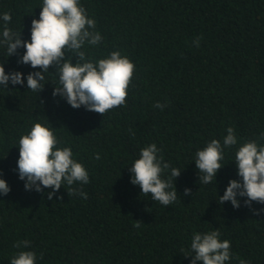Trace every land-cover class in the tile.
<instances>
[{
  "label": "trees",
  "instance_id": "trees-1",
  "mask_svg": "<svg viewBox=\"0 0 264 264\" xmlns=\"http://www.w3.org/2000/svg\"><path fill=\"white\" fill-rule=\"evenodd\" d=\"M41 3L0 0V13L9 12V27L27 40ZM80 3L102 37L85 46L86 55L101 59L119 51L134 64L126 102L104 114L72 109L52 96L51 67L40 93L26 85L0 89V178L10 187L0 196V264H9L23 240L30 242L25 250L36 252V264H190L185 256L192 233L213 229L231 242L229 264H264V204L249 207L242 200L233 208L217 197L229 179H237L234 150H225L217 185L199 184L193 163L207 142H222L227 127L238 141L264 143V0ZM22 53L8 58L0 49L6 72L33 71L17 62ZM157 102L165 107L156 108ZM46 119L61 146L87 169L89 182L73 185L87 199L62 187L49 200L50 189L26 191L18 179V139L33 121ZM152 143L181 170L177 200L168 206L129 181L128 167Z\"/></svg>",
  "mask_w": 264,
  "mask_h": 264
},
{
  "label": "clouds",
  "instance_id": "clouds-1",
  "mask_svg": "<svg viewBox=\"0 0 264 264\" xmlns=\"http://www.w3.org/2000/svg\"><path fill=\"white\" fill-rule=\"evenodd\" d=\"M38 8L39 18L32 19L27 40L21 38V32L9 27L11 14L0 13V49L8 58L23 49L17 62L33 69L28 73L6 72L5 64H0V89L8 90L9 84L26 85L27 90L40 93L45 87V73L50 72L51 67L56 76V86H51L52 96L59 97L72 109L84 107L87 111L104 114L124 105L134 64L119 51H112L101 59L86 55L85 46L98 45L102 37L96 30L95 20L88 16L80 0H42ZM193 44L199 47V37ZM69 52L72 56L66 57ZM154 106L161 110L165 107L159 102ZM226 133L222 142L212 139L195 152L193 163L198 183L207 185L214 181L217 185L218 171L225 166L222 164L225 150L233 149L232 164L237 179L228 180L223 195L217 193L220 205L229 202L233 208H239L242 200L249 207L252 202L264 204V143L238 141L232 127H227ZM61 143L47 119L46 122L33 121L26 134L18 139L15 169L18 179L23 181L26 191L41 193L50 189L46 193L49 200L62 187L87 199V193L73 185L87 184L89 173L75 158L72 149ZM99 158L97 153L95 159ZM128 170L130 183L138 186L141 194H150L152 201L168 206L177 200L175 181L181 170L165 161L155 143L142 147ZM166 172L167 176L164 175ZM9 192L6 180L0 178V196ZM190 192V189H184L185 196ZM230 245L229 240L220 238L218 229L193 232L187 249L190 254L185 257H191L190 264H229L233 258ZM14 247L21 250L9 257V264H36V252L25 250L30 249L28 240L18 241ZM239 264L247 262L241 259Z\"/></svg>",
  "mask_w": 264,
  "mask_h": 264
}]
</instances>
